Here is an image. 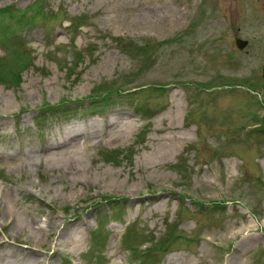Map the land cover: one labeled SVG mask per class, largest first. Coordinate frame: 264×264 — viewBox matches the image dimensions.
Returning a JSON list of instances; mask_svg holds the SVG:
<instances>
[{
    "label": "rangeland",
    "instance_id": "1",
    "mask_svg": "<svg viewBox=\"0 0 264 264\" xmlns=\"http://www.w3.org/2000/svg\"><path fill=\"white\" fill-rule=\"evenodd\" d=\"M34 1L0 0V7ZM45 4L62 12L31 27L12 23L30 62L20 85L0 83V264H139L120 247L126 226L124 247L138 245L147 240L142 231L161 237L178 214L174 241L145 264H264V132H252L264 125V0ZM238 37L249 40V53ZM117 38L134 45L122 49ZM241 77L244 87L196 95V81ZM113 81L134 87L152 116L130 101L108 112L118 124L79 118L38 131L45 101L84 99ZM99 139L107 145L96 151ZM106 146L114 151L103 154ZM107 195L128 198L120 224L111 219L118 210L92 208ZM99 214L110 220L97 229ZM16 221L21 231L13 235ZM245 239L252 241L243 246Z\"/></svg>",
    "mask_w": 264,
    "mask_h": 264
},
{
    "label": "bare ground",
    "instance_id": "2",
    "mask_svg": "<svg viewBox=\"0 0 264 264\" xmlns=\"http://www.w3.org/2000/svg\"><path fill=\"white\" fill-rule=\"evenodd\" d=\"M19 223L17 224V221L15 222V224H14V227L12 228L13 230H15L16 231V235L18 234V227H19ZM20 230V229H19ZM252 240L251 239H245L244 241H243V246H245L247 243H250ZM11 256H16L15 254H12Z\"/></svg>",
    "mask_w": 264,
    "mask_h": 264
},
{
    "label": "water",
    "instance_id": "3",
    "mask_svg": "<svg viewBox=\"0 0 264 264\" xmlns=\"http://www.w3.org/2000/svg\"><path fill=\"white\" fill-rule=\"evenodd\" d=\"M240 47H244L246 45V42H243V41H238Z\"/></svg>",
    "mask_w": 264,
    "mask_h": 264
}]
</instances>
